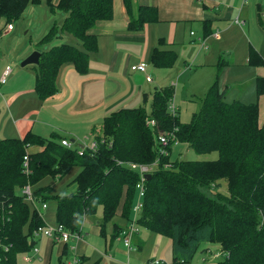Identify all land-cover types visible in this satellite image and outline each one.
<instances>
[{
    "label": "trees",
    "instance_id": "trees-1",
    "mask_svg": "<svg viewBox=\"0 0 264 264\" xmlns=\"http://www.w3.org/2000/svg\"><path fill=\"white\" fill-rule=\"evenodd\" d=\"M35 1L0 0L5 25ZM125 2L129 8L131 0ZM57 6L66 16L60 25L53 24L38 45L50 44L68 32L81 41L82 47L61 42L42 51L38 49L35 90L40 99L56 93L61 65L71 63L77 72H87L89 54L97 50V38L88 31L113 14L112 0H59ZM155 19V8L139 7L128 27L139 30ZM176 57L173 50L155 47L150 62L167 68ZM249 63L264 65V58L250 48ZM262 94L264 77H257L253 101L226 102L224 91L215 80L199 110L182 123L177 115L168 112L173 87L165 86L154 91L149 112L144 107H125L105 116L100 130L93 135L97 143L94 149L64 146L57 133L43 137L29 131L23 138L1 139L0 264H23L19 258L23 253H32L37 242L34 231L45 224L21 193L25 184L29 183L34 196L45 203L54 199L56 223L73 232H80L83 216L94 215L101 209L100 233L105 235V224L116 216L124 221V229L132 220L139 172L127 163L154 161L157 164L144 181L142 206L135 224L169 237L173 255L168 263L152 264H186L203 242L220 246L224 257L216 264H264V121L258 122V97ZM150 117L161 130L174 131L178 144L185 143L199 154L217 151L218 157L207 161H172L173 142L167 146L169 155H160L156 130L146 125ZM31 146L43 149L30 152ZM26 152L28 175L22 167ZM75 166L80 170L72 181L76 183L74 192L52 194L48 186L40 185L44 178L62 177ZM223 183L226 192L221 191ZM113 229L114 237L124 230L116 222ZM68 252L65 245L63 256ZM58 264L65 261L59 259Z\"/></svg>",
    "mask_w": 264,
    "mask_h": 264
},
{
    "label": "crops",
    "instance_id": "crops-1",
    "mask_svg": "<svg viewBox=\"0 0 264 264\" xmlns=\"http://www.w3.org/2000/svg\"><path fill=\"white\" fill-rule=\"evenodd\" d=\"M112 5V18L96 22L88 31L97 38V50L89 54L87 72H77L71 63L61 65L56 77L57 91L51 97H38L35 69L11 71L6 82L0 86V140L23 138L29 131L49 137L55 130H63L65 124L70 128H65L67 136L57 133L60 139L69 138L71 141L72 137L87 134L93 137L100 130L105 116L121 108H132L131 104L136 105L140 98L144 102L148 101L144 85L152 80L147 81L144 77L142 80L139 75L130 77L129 73L133 71L132 65L145 63L147 58L152 66L148 73L155 74L156 80L160 81L165 76L170 79L174 76L183 77L184 89L193 95H197L193 83L201 86L205 95L210 85L215 80L218 82L214 76L217 67L222 73L221 86L218 85L224 91V96L233 87L236 88L235 95H246L245 101L239 96L233 100L251 102L249 99L255 98V79L264 77V65H251L249 50L253 48L264 58V0H131L129 8L125 0H112ZM144 6L155 8L156 19L144 23L139 30H130L128 24L131 17L136 16L139 7ZM236 44L241 46L238 56ZM155 47L175 51L180 58L177 65L174 63L167 68L154 66L150 62V55ZM223 52L232 54L231 59L224 60ZM133 53L137 55L131 57ZM7 57L0 51V73L7 64ZM209 68L213 71H209L212 70ZM165 86L169 85L156 86L151 99L155 90ZM29 102L35 105L34 109H28ZM258 106V122L262 124L264 94L258 97ZM42 149L31 146L28 151ZM67 189L63 194L74 192L76 183L72 182ZM54 206L55 213L56 201ZM88 217L92 221H87L89 232L85 234L81 218L80 239L71 238L65 243L40 237L35 244L37 254L32 255L31 251L23 253L22 259L32 255L31 261H23L29 264H58L59 259L66 263L74 258L78 260L77 264H141L154 259L165 261L160 256L162 239L155 242L150 231H142L139 227L132 234L130 248H127L123 237L119 238L121 245H115L117 237L113 236V224L116 222L123 229L125 227L120 217L116 216L105 224V235L100 233V218L95 214ZM109 235L108 242L106 237ZM148 241L152 246H149ZM206 244L186 264H216L224 257L219 245L213 244L215 248L210 243ZM65 245L69 247L71 257L69 253L63 256ZM145 246L148 252L142 251Z\"/></svg>",
    "mask_w": 264,
    "mask_h": 264
},
{
    "label": "rangeland",
    "instance_id": "rangeland-1",
    "mask_svg": "<svg viewBox=\"0 0 264 264\" xmlns=\"http://www.w3.org/2000/svg\"><path fill=\"white\" fill-rule=\"evenodd\" d=\"M58 1L57 0H37L35 2L29 3L28 6L26 7L25 11L21 14V16H19L17 18H12V22H11L12 29L8 32H4L5 17L0 15V29H1L0 51L2 53H4V56H8L7 57V64H9L11 66L13 72L16 69H23L25 71H32L33 69L36 70V67L33 64H27L25 66H22L21 63L32 52L38 51V49H40L42 51V50H45L48 47H50L52 44H59L61 42H68L71 44H75L79 47H82L81 41L79 39H77L76 37H74L71 33H68V32L60 34L61 38H58V39L55 38V40L50 44L38 45V41L42 38V36L46 32H48V30L53 26V24L60 25L66 16V13L61 8H59L57 6ZM240 48H241V46H239V44H236L235 49H236L237 56L239 55ZM134 55H137V54L133 53L131 55V57ZM231 56H232V54H230V53H225V52L222 53V57L226 61L230 60ZM177 58L178 59H176V62H175L176 65L180 60L179 57H177ZM209 59H210V57L208 56V60ZM145 64H146V68H145L144 72L130 71L129 73H130V77H132L134 75H139L140 79H142V80H143L142 77H144V79H145L146 75L150 76L152 81L147 82L144 85V87H146V92L148 95V101L144 102L142 100V98H140L138 103L136 105H134L132 103L131 107H144V109L147 112H149L150 111V105H151V94H152L153 90L156 88V86L158 87L161 84L172 85L173 96H172L170 103H173L175 105V108L177 110L176 115H177L180 122L184 123V122L189 121L192 114L197 112L199 110V108L201 107L202 100L204 97L203 88L201 86L193 83L194 90L197 94V95H193L192 93L187 92L184 89V85H185L184 81L185 80L183 77L178 78L177 76H174L172 79H170L169 77L165 76V77H162L160 79V81L156 80L155 74H152V72H151V75L149 74L150 73L149 70L152 68V66L149 63L148 58L145 60ZM33 66H34V68H33ZM155 68L153 67V69H155ZM190 68H192V66ZM209 69H212V68H209ZM160 70H164V69H160ZM164 71H167V70H164ZM209 71H213V69L209 70ZM214 71H215L214 76H215V78H217L218 83L221 86L222 73L220 72V70L217 67H215ZM203 82H204V76H203ZM235 92H236V88H233V87L230 88L228 90V92L226 93V95L224 96V100L226 102H231L234 98H237V96H239L238 98L241 100H244V101L246 100V95H244V96L243 95H235ZM254 99L255 98L249 99V100L252 101ZM38 103H40V102H38ZM1 107L3 108V106H1ZM34 108H35V105L33 103L29 102L28 103V109H34ZM261 114H262V110H261ZM100 122H101V119H99V123ZM68 127H69V125L65 124L63 130L57 129V130H55V133H58L61 136H67L65 133V128H68ZM84 137H87V138H84ZM72 138L74 139V142H72L73 146L83 145L84 147H87L90 145L91 141L93 140V137H91V134L83 135L81 137H72ZM68 140H69V138H68ZM217 157H218L217 151L199 154V153L195 152L192 148L188 147V145L185 143H179L178 145L172 147L171 153H170V159L172 161H175V160H205V161H207V160H214ZM153 163H155V161ZM79 170H80V168L75 166L68 173H66L65 175H63L60 178L46 177L40 182V185L41 186H43V185L49 186L50 187L49 192L52 194L67 192L66 190H68L67 189L68 186L72 183L74 177L78 174ZM221 191L226 192L224 183H223V186L221 188ZM136 200H137V195H135L134 204L136 203ZM54 205H55L54 199H52V198L48 199V201H47L48 208L42 212V217H43V220L45 221V224L52 226V227L57 225L56 220H55V213H54L55 206ZM51 212H53V213H51ZM95 216L98 219L99 218L101 219V209L97 210ZM133 216H134V212L131 215V217H132L131 219H133ZM82 220H83L82 231H83V234H85L86 232H89V225H87V221H92V220L88 216H86V219L83 217ZM141 230L142 231L143 230L150 231L149 229H146L144 227H141ZM149 233H150V235H152L153 239H155V242L159 238L162 239L163 245L161 247L160 256L165 258L164 259L165 262H167V263L170 262L172 260V257H171V254H172L171 239L169 237L157 235L156 233H154L152 231H150ZM110 237H111L110 235L106 237L108 242L110 240ZM116 237H117L116 238L117 241H116L115 245H119V244L121 245V242H119V240L121 239V237H123V235L121 234V236L119 235ZM150 242L152 243L153 240L150 239ZM151 243H149V241H148V244H150L149 246H152V244H153V247H154V243H152V244ZM206 243H208V242L201 243V247H204L205 245H207ZM210 244L213 247H215V245H213L212 243H210ZM142 251L148 252V247L145 246L142 249ZM68 253H69L68 256L71 257L72 254L70 252H68ZM22 257H23V255H21L19 260L21 262H23V264H29V263L24 262ZM170 257H171V259H170ZM87 264H90V263H87ZM92 264H94V263H92Z\"/></svg>",
    "mask_w": 264,
    "mask_h": 264
},
{
    "label": "built area",
    "instance_id": "built-area-1",
    "mask_svg": "<svg viewBox=\"0 0 264 264\" xmlns=\"http://www.w3.org/2000/svg\"><path fill=\"white\" fill-rule=\"evenodd\" d=\"M240 24H242V21H238ZM12 29V24H6L4 27V32H8ZM146 68V64L145 63H138L136 65H132L131 69L133 71H140V72H144ZM12 71V68L9 64L5 65L0 73V86L3 85L8 76L10 75ZM145 79L147 81H151V78L149 75L145 76ZM171 102V101H170ZM168 105V112L171 113L173 116L176 115V108L175 105L173 103H170ZM146 125L147 127H149L152 130H156V135H155V139H156V143L159 146V154L166 156L169 155V151L167 150V146L169 144V142H173V145L178 144V141L176 140L174 131H165V130H161L158 127L157 122L155 121L154 118L150 117L147 118L146 120ZM61 144L67 147L72 146V143L67 140V139H61ZM73 142V141H72ZM97 143L95 140H92L89 147L90 148H96ZM80 148H84L83 145H80ZM128 166L133 169V170H137L139 172V182L137 183V200L136 203L134 205V217L131 220V223L127 226L126 229L123 230V243L127 248H130L131 245V236L133 233L138 231V227L135 224L136 223V216L138 214V212L141 209L142 206V197L144 195V181H145V177L144 175L146 173H149L157 164V161H155V163L152 164H137V163H131L128 162L127 163ZM23 172L28 175L30 172V168H29V156H28V152H26V154L23 156ZM21 193L23 194L24 198L26 201H28L29 203H31V205L35 208V210H37L38 215L42 217V212L43 210L46 208V203L44 201H42L40 198H37L34 196V193L32 191V187L29 183L25 184L22 189L20 190ZM85 217V216H83ZM80 232H73L70 231L68 229H66L63 225L61 224H57L56 226L52 227L49 225H42L39 226L35 231H34V239H38L40 237H47V238H51L54 241H58V242H67L69 241L71 238L72 239H80ZM37 254V248L34 247L32 250V255H36ZM32 255H26L23 260L28 262L31 261ZM160 260L158 259H154L152 261L148 260L145 261L141 264H152V263H158ZM78 260L77 259H72L67 261L65 264H77Z\"/></svg>",
    "mask_w": 264,
    "mask_h": 264
},
{
    "label": "water",
    "instance_id": "water-1",
    "mask_svg": "<svg viewBox=\"0 0 264 264\" xmlns=\"http://www.w3.org/2000/svg\"><path fill=\"white\" fill-rule=\"evenodd\" d=\"M39 57H40V52L34 51L22 61L21 65L24 66L27 64H37L39 62ZM71 141H73V139ZM150 176H151L150 173H146L144 175L145 179H149Z\"/></svg>",
    "mask_w": 264,
    "mask_h": 264
},
{
    "label": "clouds",
    "instance_id": "clouds-1",
    "mask_svg": "<svg viewBox=\"0 0 264 264\" xmlns=\"http://www.w3.org/2000/svg\"><path fill=\"white\" fill-rule=\"evenodd\" d=\"M61 195H64L63 193H61Z\"/></svg>",
    "mask_w": 264,
    "mask_h": 264
}]
</instances>
